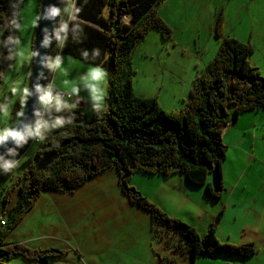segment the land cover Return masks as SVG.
Instances as JSON below:
<instances>
[{
  "label": "trees",
  "instance_id": "obj_1",
  "mask_svg": "<svg viewBox=\"0 0 264 264\" xmlns=\"http://www.w3.org/2000/svg\"><path fill=\"white\" fill-rule=\"evenodd\" d=\"M161 1L74 0L75 6L81 9L78 23L82 31L68 32L61 53L90 65L109 67L105 107L99 114L92 110L89 116L78 108L64 112V117L72 123L49 133L16 177L11 179L14 170L0 173V183L11 181L6 188H0V210L7 220L0 227V264L15 256L41 262L62 253L55 248L30 249L22 243L4 244L3 240L43 190L73 192L109 167L116 169L118 184L129 201L149 213L155 232L153 238L163 240V246L187 251L191 263L202 253L241 258L255 253L251 242L219 241L216 229L220 212L210 221L204 234L199 235L192 226L170 217L130 184L132 175L137 172L162 176L179 173L187 183L205 186L209 195L215 197L223 190L221 164L226 154L221 137L223 128L242 112L264 111V77L247 60L252 48L223 34L220 13L214 25V34L221 37L218 50L195 76L182 108L164 110L156 98L135 95L132 49L150 29L158 30L163 39L172 33V28L158 12ZM23 3L18 10L20 29L15 31L5 27L10 8L8 0H0V40L14 31L20 38ZM40 4L41 0L38 9ZM125 16L130 18V24L124 22ZM57 23L52 31L51 47L60 43L53 34ZM94 48L100 50L95 60L81 55L83 50H88L91 57ZM16 60L17 55L10 57L8 46L0 44V90ZM48 69L46 66L45 79ZM22 98H17L11 118L24 108ZM37 111L40 112V101L34 116ZM50 111L58 113L56 109L46 110ZM30 142L28 139L23 146H14L17 160ZM212 172L217 176L216 191L207 183V176ZM14 193L16 200L5 210ZM158 232L162 235L157 236ZM164 234H168V238L163 239Z\"/></svg>",
  "mask_w": 264,
  "mask_h": 264
},
{
  "label": "crops",
  "instance_id": "obj_2",
  "mask_svg": "<svg viewBox=\"0 0 264 264\" xmlns=\"http://www.w3.org/2000/svg\"><path fill=\"white\" fill-rule=\"evenodd\" d=\"M158 12L172 28V45L189 52L195 40L191 43L187 39L188 46H182L173 37V29L201 30L203 34L202 30L208 32L209 26L213 32L220 13L223 34L250 45L252 51L247 60L251 66L259 70L264 65V0H162ZM28 50L31 53V42ZM58 55L65 63L68 55L62 54L61 49ZM32 58L26 53L25 71ZM53 77L54 72L52 81ZM57 84L54 86L58 88ZM71 98L70 95L68 104H84L79 98L72 101ZM221 137L226 145L221 164L223 190L215 197L209 195L205 186L190 185L179 173L150 175V192L143 195L169 216L192 226L199 235L220 212L216 229L219 241L251 242L256 249L253 255L241 258L202 253L191 263L187 251L163 246L157 237L158 243L155 242L149 213L129 201L118 184L116 169L109 167L73 192L43 190L3 240L4 244L22 243L30 249L55 248L62 253L41 262L15 256L5 264H264V111L240 113L223 128ZM26 162L18 168L22 170ZM213 173L208 174L207 183L216 191L217 179Z\"/></svg>",
  "mask_w": 264,
  "mask_h": 264
},
{
  "label": "rangeland",
  "instance_id": "obj_3",
  "mask_svg": "<svg viewBox=\"0 0 264 264\" xmlns=\"http://www.w3.org/2000/svg\"><path fill=\"white\" fill-rule=\"evenodd\" d=\"M39 0H25L20 11L21 19V31H20V47L17 54V60L13 64L12 68L8 71L4 84L0 90V102L7 103L9 105V112L7 116L0 114V128L6 126H12L16 123L22 110L15 113L14 117L11 118L13 108L16 106V100L19 96H22L23 101H27L23 94V90L28 88L30 90L31 86V74L33 69L34 60L32 58L29 68L25 71L26 66V53L29 52V46L31 39L34 34L35 27L32 26V20L37 15ZM60 7H63L60 6ZM60 19L59 16L56 17V22ZM129 19H124V22H129ZM224 29V25H223ZM202 30L204 32L201 34V30H193L186 32L185 28L173 29V37L177 39L179 44L182 46H188L185 44L188 39L191 43L195 40V45L191 52L183 47H178L177 45H172L169 39H163L160 32L156 29H150L147 32L143 40L138 42L131 51V65L134 69L133 75V92L136 95H147L148 97H155L159 102L160 106L164 110L170 109H180L188 97V90L191 87L194 77L207 65V63L212 59L218 50L221 37L216 36L213 32ZM2 28H0V35ZM224 33V30H223ZM180 38V39H179ZM181 40V41H180ZM62 42L54 44L52 47L50 45L49 57H55L60 53ZM180 45V46H181ZM205 48H203V46ZM32 52V44H31ZM262 54H259L261 57ZM33 57V56H32ZM65 63H62L60 69H48V74L46 79L43 76V81L41 86H48L49 84L58 85V89L65 93L71 95V101L75 98L81 99L84 104H79L76 102V107L70 110L61 109L62 111H72L78 108L80 112L89 116L92 112L91 102L89 100V91L82 81L81 77L86 72L87 64L77 58L66 56ZM264 64V60H262ZM102 67V66H101ZM103 68V67H102ZM105 70V79L103 82L104 91L108 92V69ZM25 71V75H24ZM259 74L264 77V65L257 70ZM54 72L53 81L51 80L52 74ZM158 72V73H153ZM50 77V78H49ZM58 80V81H56ZM56 81V82H55ZM78 87L77 93L73 94L71 92L72 86ZM67 89V90H64ZM15 89V91H13ZM68 101V100H66ZM25 106V105H24ZM42 105H40L41 107ZM53 110L55 108L46 107L45 111ZM57 117V114H55ZM53 130L45 133L43 140L51 133ZM30 139V138H29ZM43 140L37 141L35 138L30 142L29 146L26 148L21 158L18 159L19 165L24 161H27L25 167L30 159L33 158L37 147L43 142ZM14 169V173H20L19 168ZM17 175V174H16ZM12 175L11 179L16 177ZM135 178L130 184H134L139 192H150V187L152 184V178H145L139 173L134 175ZM213 178H216L215 172L213 173ZM10 180L1 181L0 188H6L10 184ZM134 187V186H133ZM164 190V187L161 186ZM16 194L14 193L11 197V202L5 207V210L10 208L12 202L16 200ZM172 217V216H170ZM0 220L2 222L7 221L6 216L1 213L0 210ZM0 223V227H1ZM208 228V226H207ZM206 228V230H207ZM204 234V233H203ZM201 234V235H203ZM163 238H168V236H163ZM154 241L158 243L156 237ZM160 241V240H159ZM163 243V240L160 241Z\"/></svg>",
  "mask_w": 264,
  "mask_h": 264
},
{
  "label": "clouds",
  "instance_id": "obj_4",
  "mask_svg": "<svg viewBox=\"0 0 264 264\" xmlns=\"http://www.w3.org/2000/svg\"><path fill=\"white\" fill-rule=\"evenodd\" d=\"M8 3L10 12L8 13L7 23L5 24V27H9L10 29L17 31L20 29V24L18 22V10L20 5L23 3V0H8ZM62 5L63 7H60ZM80 11L81 9L75 6L74 0H63V3H60V0H57V6L52 5L47 8L46 16L60 17L53 33L57 40L63 42L69 31H71L73 34L82 31L81 25L78 23V13ZM39 18L40 14L37 13L35 18L32 20L33 27L36 26ZM126 18L129 19V22L125 23L130 24V18L128 16H125L124 19ZM70 22L71 28H69ZM14 32L12 34H9L5 39L0 40V44L8 46L10 57H14L18 54L21 43L19 36L15 35ZM48 40L49 37L45 36L43 43L47 44ZM35 54L36 53L32 51L31 53H29V56H33ZM81 55L85 59L91 58L92 60H95L100 55V50L98 48L92 49L91 57L88 50H83ZM45 63L46 66L50 69H60L62 65V58L59 55L55 57H48ZM81 79L89 91L88 98L91 102V108L93 112L97 114L101 113L105 107V91L103 87L105 70L99 64H92L87 67L86 72L81 77ZM54 89H58L54 86V84H49L48 86H41L39 84L36 85V91L38 92V101H40V105L55 108L58 111V113H56L57 117H55L51 121L41 118L40 112L42 109L40 107V112L37 111L36 116L32 118L30 124L25 125L22 129L14 128L12 126L0 128V143L11 139L16 146H23L29 138L30 141H32L34 138L37 141H40L43 140L45 133H47L48 131L62 128L66 124H71V119H66L64 117V112L66 111H62L61 109H71L76 107V105L67 103L66 100L70 98V95L68 93L67 94L69 95V97L65 99ZM13 91H15V89H13ZM77 91L78 87L73 85L71 88V92L75 94L77 93ZM23 94L26 98L28 95H30V90L28 88H25L23 90ZM8 112L9 105L7 103L0 102V114L7 116ZM20 114L21 113H18L17 115ZM33 121L34 123H32ZM16 151V148L13 147L8 149L6 155H0V173H9L18 167L19 161L15 158ZM4 224L5 222H3V224L1 223L2 226Z\"/></svg>",
  "mask_w": 264,
  "mask_h": 264
},
{
  "label": "water",
  "instance_id": "obj_5",
  "mask_svg": "<svg viewBox=\"0 0 264 264\" xmlns=\"http://www.w3.org/2000/svg\"><path fill=\"white\" fill-rule=\"evenodd\" d=\"M57 6V0H41L38 13L40 18L35 26L33 34L32 51L36 54L33 55V69L31 74V86L30 95L27 97L26 104L13 125L14 128L22 129L25 125H29L34 117L36 106L38 103V92L36 91V85H42L43 76L45 73L46 59L49 57V49L51 45V35L53 28L56 24V17L46 16V11L49 6ZM45 36L49 37L48 43L44 44ZM15 146L14 142L9 139L3 143H0V155L7 154L9 148Z\"/></svg>",
  "mask_w": 264,
  "mask_h": 264
},
{
  "label": "built area",
  "instance_id": "obj_6",
  "mask_svg": "<svg viewBox=\"0 0 264 264\" xmlns=\"http://www.w3.org/2000/svg\"><path fill=\"white\" fill-rule=\"evenodd\" d=\"M60 3H63V0H60ZM56 92H58L63 98H65V99H67L68 97H69V95L67 94V93H65V92H63V91H61V90H59V89H54ZM46 107L47 106H44V105H42L41 106V112H40V115H41V118H43V119H45V120H49V121H51L52 119H54L55 118V114L52 112V111H50V112H46L45 111V109H46ZM36 119H37V117H36ZM35 119V120H36ZM34 120V121H35ZM34 121L32 122V123H34ZM31 123V124H32ZM1 223L3 224V222L1 221Z\"/></svg>",
  "mask_w": 264,
  "mask_h": 264
}]
</instances>
